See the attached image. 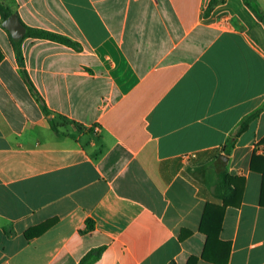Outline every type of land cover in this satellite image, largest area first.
Here are the masks:
<instances>
[{"label":"crops","instance_id":"1","mask_svg":"<svg viewBox=\"0 0 264 264\" xmlns=\"http://www.w3.org/2000/svg\"><path fill=\"white\" fill-rule=\"evenodd\" d=\"M3 1L0 264H264V0Z\"/></svg>","mask_w":264,"mask_h":264},{"label":"trees","instance_id":"2","mask_svg":"<svg viewBox=\"0 0 264 264\" xmlns=\"http://www.w3.org/2000/svg\"><path fill=\"white\" fill-rule=\"evenodd\" d=\"M218 1L219 0H213L209 9H211L212 6L215 3H217ZM246 1H247L248 5L253 8L250 1L249 0H246ZM0 14L2 15V18L4 21L7 20L13 14V11L10 9V7L6 6L1 0H0ZM25 37H33V38H38V39H48V40H51V41H54V42H57V43H60L63 45H67V46H71V47H78L75 42L71 41L70 39H68L64 36L54 34L51 32H47L44 30H39V29H28L27 35ZM12 42L15 45L18 60L22 66L23 65V54H22V50H21V46H20L21 40H15L12 38ZM22 73H23V77H24L26 83L28 84V86L30 87L32 93L35 95L37 100L41 103L44 112L49 116V122H50L52 129L56 132H59L60 128H61V124L58 123L56 118L52 116V112L49 110L45 100L39 94L38 90L36 89L35 85L31 81L29 75L27 74V72L25 71L24 68H22ZM59 117L63 120V122L68 121L67 118H65L63 116H59ZM223 182L224 183L220 189V192H221V194L225 200V203H224L225 205L223 207H220V206H216L213 204H209L207 206L205 216H204L202 226H201V231L203 233H205L207 235V238H208L207 250L211 246H214L215 244H218V245L222 244V242L220 240V233H221V229H222L224 210L228 204H231L230 199L237 194V188L233 184L231 176H229V175L224 176ZM229 195H231L232 197H230ZM50 226H51V223H46L44 225L39 226L38 228H36V234H42ZM89 228L90 229L93 228L91 222H89ZM30 236H32V235L28 234V237H30ZM225 246L228 247V251H227L228 252L227 255H228L229 250H230L229 249L230 246H229V244H226ZM103 250L104 249L101 248L99 250H94V251L90 252L81 261L80 264H90L95 259L96 256L101 255ZM205 257H206V255H205ZM197 261H198L197 258H193L191 260V264H195ZM213 261L215 263H220V261H216V260H213ZM222 264H224V262H222Z\"/></svg>","mask_w":264,"mask_h":264},{"label":"water","instance_id":"3","mask_svg":"<svg viewBox=\"0 0 264 264\" xmlns=\"http://www.w3.org/2000/svg\"><path fill=\"white\" fill-rule=\"evenodd\" d=\"M3 26L9 30L12 38L15 40H22L27 35V28L22 24L18 14H12L4 21Z\"/></svg>","mask_w":264,"mask_h":264},{"label":"rangeland","instance_id":"4","mask_svg":"<svg viewBox=\"0 0 264 264\" xmlns=\"http://www.w3.org/2000/svg\"><path fill=\"white\" fill-rule=\"evenodd\" d=\"M3 3H4V1L3 0H1ZM5 4V3H4ZM6 5V4H5ZM7 6V5H6Z\"/></svg>","mask_w":264,"mask_h":264},{"label":"built area","instance_id":"5","mask_svg":"<svg viewBox=\"0 0 264 264\" xmlns=\"http://www.w3.org/2000/svg\"><path fill=\"white\" fill-rule=\"evenodd\" d=\"M263 152V151H262Z\"/></svg>","mask_w":264,"mask_h":264}]
</instances>
